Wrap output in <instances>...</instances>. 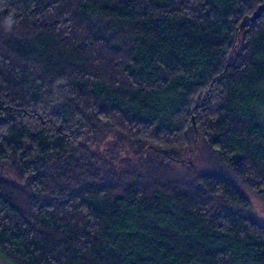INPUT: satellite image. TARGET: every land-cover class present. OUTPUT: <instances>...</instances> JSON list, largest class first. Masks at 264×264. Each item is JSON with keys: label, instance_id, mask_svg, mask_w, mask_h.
Returning <instances> with one entry per match:
<instances>
[{"label": "trees", "instance_id": "16d2710c", "mask_svg": "<svg viewBox=\"0 0 264 264\" xmlns=\"http://www.w3.org/2000/svg\"><path fill=\"white\" fill-rule=\"evenodd\" d=\"M264 0H0V254L264 264Z\"/></svg>", "mask_w": 264, "mask_h": 264}, {"label": "rangeland", "instance_id": "374dc122", "mask_svg": "<svg viewBox=\"0 0 264 264\" xmlns=\"http://www.w3.org/2000/svg\"><path fill=\"white\" fill-rule=\"evenodd\" d=\"M253 201V211H254V216L255 218L264 224V201L258 200L255 197H252ZM0 264H12L10 261L5 259L1 254H0Z\"/></svg>", "mask_w": 264, "mask_h": 264}]
</instances>
